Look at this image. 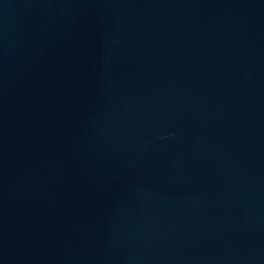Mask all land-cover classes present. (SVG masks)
<instances>
[{
    "label": "water",
    "instance_id": "1",
    "mask_svg": "<svg viewBox=\"0 0 264 264\" xmlns=\"http://www.w3.org/2000/svg\"><path fill=\"white\" fill-rule=\"evenodd\" d=\"M0 264H264V0H0Z\"/></svg>",
    "mask_w": 264,
    "mask_h": 264
}]
</instances>
